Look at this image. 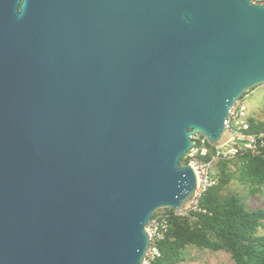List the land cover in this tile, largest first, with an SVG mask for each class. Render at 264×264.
<instances>
[{"label": "water", "instance_id": "water-1", "mask_svg": "<svg viewBox=\"0 0 264 264\" xmlns=\"http://www.w3.org/2000/svg\"><path fill=\"white\" fill-rule=\"evenodd\" d=\"M264 85V3L0 0V264H143Z\"/></svg>", "mask_w": 264, "mask_h": 264}, {"label": "trees", "instance_id": "trees-1", "mask_svg": "<svg viewBox=\"0 0 264 264\" xmlns=\"http://www.w3.org/2000/svg\"><path fill=\"white\" fill-rule=\"evenodd\" d=\"M247 121L248 133L264 132V120L248 117ZM180 162L186 163L184 157ZM213 175L215 183L198 197L196 209L183 214L161 209L152 214L155 218L161 213L166 231L163 239L154 242L159 257L149 264H179L188 248L223 251L232 264H264V234H259L264 230V208L244 206L249 197L264 192V158L240 153L229 161L217 162Z\"/></svg>", "mask_w": 264, "mask_h": 264}, {"label": "built area", "instance_id": "built-area-1", "mask_svg": "<svg viewBox=\"0 0 264 264\" xmlns=\"http://www.w3.org/2000/svg\"><path fill=\"white\" fill-rule=\"evenodd\" d=\"M247 96L245 95L243 98H240L230 108L227 120L225 121L230 137L221 146L210 149L204 137L199 134L192 136L194 144L183 157L186 162L185 164L190 165L195 173L196 193L188 209L185 212L176 213L183 214L189 210L196 209L198 197L215 183L213 169L217 162L229 161L244 152L251 155H261L264 158V132H258L257 134L247 132L249 129L247 107L245 104ZM145 229L149 235L151 246L145 255L143 264H149L159 257V251L154 242L155 240L163 239L166 231V223L163 217H161V213H158V216L155 218L151 217Z\"/></svg>", "mask_w": 264, "mask_h": 264}, {"label": "rangeland", "instance_id": "rangeland-1", "mask_svg": "<svg viewBox=\"0 0 264 264\" xmlns=\"http://www.w3.org/2000/svg\"><path fill=\"white\" fill-rule=\"evenodd\" d=\"M247 95L245 104L248 117L253 120H264V85L257 86ZM237 189L244 193L240 187ZM244 206L246 209L252 210L264 208V192L249 197ZM259 234H264V230H260ZM183 260L179 264H232L229 256L223 251L211 252L194 248H188L184 251Z\"/></svg>", "mask_w": 264, "mask_h": 264}]
</instances>
